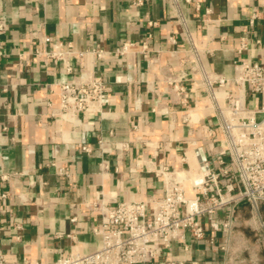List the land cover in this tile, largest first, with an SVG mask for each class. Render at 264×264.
Returning <instances> with one entry per match:
<instances>
[{"label":"crops","instance_id":"0c3cea01","mask_svg":"<svg viewBox=\"0 0 264 264\" xmlns=\"http://www.w3.org/2000/svg\"><path fill=\"white\" fill-rule=\"evenodd\" d=\"M133 2L0 0L8 27L0 36V176L9 177L3 188L10 194L0 250L10 264L96 250L98 218L84 205L96 192L148 202L162 195V166L186 173L202 159L216 165L225 158L201 71L231 78L242 59L264 65V0ZM44 36L51 42L42 43ZM125 44L127 52L116 53ZM58 50L69 53L67 71L44 54ZM86 74L107 86L100 111L73 122L52 117L51 85ZM185 191L192 196L188 185ZM206 221L200 218L202 238L186 233L155 264H264V202L239 206L228 231Z\"/></svg>","mask_w":264,"mask_h":264},{"label":"built area","instance_id":"2783aa9c","mask_svg":"<svg viewBox=\"0 0 264 264\" xmlns=\"http://www.w3.org/2000/svg\"><path fill=\"white\" fill-rule=\"evenodd\" d=\"M133 4L140 5L141 0H134ZM7 29V24L0 20V36ZM41 42L49 43L51 39L44 36ZM127 49L125 44L116 53L125 54ZM44 54L65 63L66 71L70 69L66 63L69 53L58 50ZM3 57L0 45V62ZM178 73L179 79L185 76ZM201 73L216 117L215 130L224 142L225 158H219L216 165L202 159L186 173L162 166L157 172L163 181L162 195L148 202H117L96 192L84 205L98 218L94 233L100 238L99 247L85 254L59 251L54 262L35 264H155L163 255L168 256L171 247L182 242L186 233L195 239L203 237L200 218H205L213 230L228 231L232 214L239 206L249 204L256 208L264 202V65L242 59L234 64L231 78L212 79L204 71ZM49 93L57 99L56 107L50 100L47 102L50 115L73 122L81 115L100 111L107 86L99 74H86L52 84ZM250 96L258 98L257 107L248 105ZM220 100L224 103L220 104ZM98 146L104 151L102 141H98ZM79 149L90 152L85 145H79ZM56 171L66 174L61 169ZM8 178L0 176V213L10 195L3 188ZM186 185L191 197L186 196ZM222 212L226 221H215L214 216ZM165 260L170 262L167 257ZM0 264H10L1 250Z\"/></svg>","mask_w":264,"mask_h":264},{"label":"water","instance_id":"95a60500","mask_svg":"<svg viewBox=\"0 0 264 264\" xmlns=\"http://www.w3.org/2000/svg\"><path fill=\"white\" fill-rule=\"evenodd\" d=\"M257 214H258V212H257Z\"/></svg>","mask_w":264,"mask_h":264}]
</instances>
